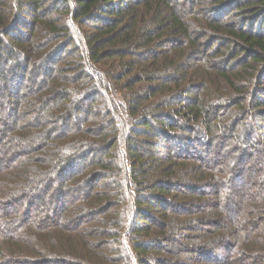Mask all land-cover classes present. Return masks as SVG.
<instances>
[{
	"label": "trees",
	"instance_id": "1",
	"mask_svg": "<svg viewBox=\"0 0 264 264\" xmlns=\"http://www.w3.org/2000/svg\"><path fill=\"white\" fill-rule=\"evenodd\" d=\"M199 1L0 0L22 264H264V0Z\"/></svg>",
	"mask_w": 264,
	"mask_h": 264
},
{
	"label": "rangeland",
	"instance_id": "2",
	"mask_svg": "<svg viewBox=\"0 0 264 264\" xmlns=\"http://www.w3.org/2000/svg\"><path fill=\"white\" fill-rule=\"evenodd\" d=\"M183 1L184 0H182L181 3H183ZM199 2H200L199 6H198L199 10L204 9L205 11L210 12L211 14H214V15L217 14L218 8H219L218 7L219 1H216V0H200ZM220 17H222V16H220ZM239 18L240 17H238V16H228L225 18V21L228 22L231 19L238 21ZM206 42L208 43L207 40H203L202 43L207 44ZM216 47L218 48V45ZM212 54H213V52L210 50L209 54L207 56H205L201 62L205 61V62H212V63H220L221 61H219V60H221V58L217 57V56L215 57ZM220 65L222 67V63ZM235 68H236V65H235ZM225 114H227V112ZM245 123H246L245 126H249L248 124H250V122H248V121H246ZM231 137L232 136L230 135L229 140H231L233 138V137L232 138ZM257 139L259 141L260 137L254 138L253 139L254 143L257 142ZM193 148H195V147H193ZM215 149L216 148H214L212 150H215ZM201 150H202V148H201ZM192 151H195V149ZM10 152L11 151L9 150V151H7V153H4V155L2 153H0L1 159L2 160L3 159L4 160L9 159ZM221 166H223V165H221ZM218 168H221V167H218ZM220 199L223 200V189L220 193ZM38 205H41V204H38ZM46 207H47V205H46ZM51 207H52V205H51ZM43 208H44V206H37V209H33L32 213H29V214H27V216H25V218L23 219V221H25V222L19 223V219L20 218L22 219V216H23V213L20 212V209H22V207H20V209H17V208L9 209V214L5 215L4 209L0 205V222H2L3 226H4V228H3L5 230L4 235L5 236L8 235V238H9L8 241H13V242H10V243H12L11 245H10V243H9V245H3L2 250L0 252V264H16V263L22 264V261L20 262L19 258H17L18 254L14 256L13 254H11L12 252L11 253L9 252V250H10L11 246L13 247L14 243L22 242L20 237L24 236L26 234L27 229L29 230V227H31V225H33L35 223V221L39 217L40 213L42 211H44ZM102 217L105 218L104 216H102ZM99 219H102V218H99ZM185 243H187V242H185ZM105 244L106 243H104V245L102 246L103 248H105V247L107 248V246H105ZM182 252L183 253H181V254L175 255L172 258V260L178 259L177 257H179V259H189V257L195 256L193 254L190 255L189 252H187V251H182ZM14 254H16V253H14ZM234 255H235V253H234ZM25 263L27 264L26 261H25ZM25 263H23V264H25ZM189 264H193V261L189 262Z\"/></svg>",
	"mask_w": 264,
	"mask_h": 264
}]
</instances>
